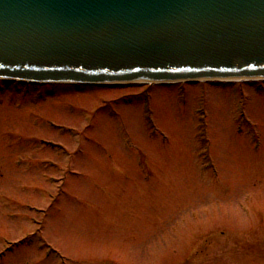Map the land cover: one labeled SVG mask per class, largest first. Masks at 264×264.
Masks as SVG:
<instances>
[{
    "label": "rangeland",
    "instance_id": "1",
    "mask_svg": "<svg viewBox=\"0 0 264 264\" xmlns=\"http://www.w3.org/2000/svg\"><path fill=\"white\" fill-rule=\"evenodd\" d=\"M0 264H264V78H0Z\"/></svg>",
    "mask_w": 264,
    "mask_h": 264
},
{
    "label": "water",
    "instance_id": "2",
    "mask_svg": "<svg viewBox=\"0 0 264 264\" xmlns=\"http://www.w3.org/2000/svg\"><path fill=\"white\" fill-rule=\"evenodd\" d=\"M0 76H264V0H0Z\"/></svg>",
    "mask_w": 264,
    "mask_h": 264
},
{
    "label": "bare ground",
    "instance_id": "3",
    "mask_svg": "<svg viewBox=\"0 0 264 264\" xmlns=\"http://www.w3.org/2000/svg\"><path fill=\"white\" fill-rule=\"evenodd\" d=\"M225 79H231V78H225ZM165 81H167V82H168V81H169V79H167V80H165Z\"/></svg>",
    "mask_w": 264,
    "mask_h": 264
}]
</instances>
